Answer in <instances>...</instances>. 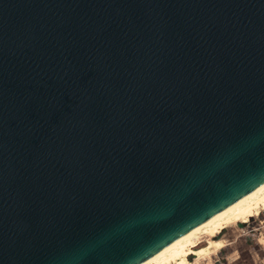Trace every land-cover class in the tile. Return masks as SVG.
<instances>
[{
  "label": "water",
  "instance_id": "water-1",
  "mask_svg": "<svg viewBox=\"0 0 264 264\" xmlns=\"http://www.w3.org/2000/svg\"><path fill=\"white\" fill-rule=\"evenodd\" d=\"M264 183V0H0V264H140Z\"/></svg>",
  "mask_w": 264,
  "mask_h": 264
},
{
  "label": "bare ground",
  "instance_id": "bare-ground-1",
  "mask_svg": "<svg viewBox=\"0 0 264 264\" xmlns=\"http://www.w3.org/2000/svg\"><path fill=\"white\" fill-rule=\"evenodd\" d=\"M263 212L264 183L140 264H197L209 260L226 246L220 237L225 230L248 223Z\"/></svg>",
  "mask_w": 264,
  "mask_h": 264
},
{
  "label": "rangeland",
  "instance_id": "rangeland-1",
  "mask_svg": "<svg viewBox=\"0 0 264 264\" xmlns=\"http://www.w3.org/2000/svg\"><path fill=\"white\" fill-rule=\"evenodd\" d=\"M220 237L226 246L197 264H264V212L248 223L225 230Z\"/></svg>",
  "mask_w": 264,
  "mask_h": 264
}]
</instances>
